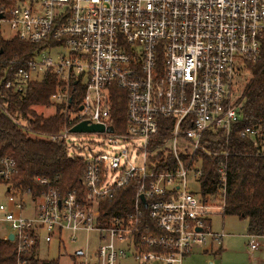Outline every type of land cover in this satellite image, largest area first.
<instances>
[{"label": "built area", "instance_id": "1", "mask_svg": "<svg viewBox=\"0 0 264 264\" xmlns=\"http://www.w3.org/2000/svg\"><path fill=\"white\" fill-rule=\"evenodd\" d=\"M0 16V39L38 45L28 59L6 62L0 83L10 71L5 89L15 91L55 76L51 107L65 121L47 135L10 118L85 162L82 193L33 195L7 184L17 167L1 160L0 222L9 226L5 239L14 236L16 264L52 260L39 255L42 245L61 248L78 232L97 231L100 246L93 260L71 264H183L195 246L219 244L223 235L209 230L216 206L200 194L204 158L217 161L225 190L229 153L209 147L234 134L264 142L262 127L241 126L239 82L235 87L264 55V0H0ZM83 122L104 131L73 133ZM87 135L100 139L79 156L69 139ZM131 187L129 199L122 192ZM116 202L119 213L106 215ZM252 237L249 247L257 250Z\"/></svg>", "mask_w": 264, "mask_h": 264}, {"label": "trees", "instance_id": "2", "mask_svg": "<svg viewBox=\"0 0 264 264\" xmlns=\"http://www.w3.org/2000/svg\"><path fill=\"white\" fill-rule=\"evenodd\" d=\"M37 49L38 45L23 42L17 37L9 40L0 39L2 61L0 79L5 77L6 62L13 59L16 61L28 59ZM247 70L250 80L245 79L244 90L240 97L243 103L241 126L262 127L264 55L258 63L248 64ZM12 73L13 71H10L7 74L4 85L0 83V162L3 158H12L17 167V174L7 184L23 190L30 189L33 195L46 193L50 188H56L63 194L74 190L82 193L84 160L68 157L65 144L45 141L18 127L10 118L11 116L25 122L33 132L47 135L59 133L65 121L59 108L50 117H44L37 112V108L51 107L50 98L58 85L56 77L45 75L41 81L30 82L24 90L15 91L5 89V82L12 79ZM81 97L82 93L79 99ZM122 110L121 106L119 113ZM261 140L262 136L256 140L257 146L254 142L243 140L235 134L228 143L224 137L219 136L217 143L209 148L229 153L225 158L227 167L225 190L222 189L224 185L216 172L217 161L213 157L204 158V176L200 190V194L207 198H219L223 204L220 211L222 217L230 216L247 220L248 233L251 236H260L264 233V152L261 148L263 144ZM38 179L47 180L50 187H41L36 183ZM122 194L130 199L134 195V189L131 187ZM107 211L106 215H117L119 213L117 202L108 204ZM16 260V244L0 238V264H16ZM42 264H60V257L43 261Z\"/></svg>", "mask_w": 264, "mask_h": 264}, {"label": "rangeland", "instance_id": "3", "mask_svg": "<svg viewBox=\"0 0 264 264\" xmlns=\"http://www.w3.org/2000/svg\"><path fill=\"white\" fill-rule=\"evenodd\" d=\"M4 28L7 29V26ZM7 35H10V32H7ZM249 76L250 75L246 73L241 80H236L235 87L239 82L238 95L242 94L245 79L249 78V81ZM122 98L123 102L121 105L123 110L119 113V118L121 119H123L124 114H126V101L123 95ZM37 112L43 114L44 117H50L55 114L56 109L54 107L37 108ZM262 132L264 134V124L262 126ZM99 139V137L89 135L79 137L73 136L69 139V143L76 148L74 153L80 156L85 154V151L87 152L89 142ZM188 183L190 188L195 187L193 179L189 178ZM4 193L5 188L0 186V204H6ZM210 205L216 206V208L213 209L210 216L209 230L212 233L223 235V238L219 244L208 241L203 246H195L191 253L185 258L183 264H264V233L255 237V241L259 243L260 247L257 250H251L249 243L252 241L253 237L248 233L249 222L237 217H222L220 209L218 208L222 205L219 198H212ZM7 232H9V226L6 223L0 222V236H5ZM99 246L100 237L97 231L78 232L76 233L75 242L66 241L65 245L61 248H59L56 243L51 244L50 247L42 245L39 255L42 258L50 259L60 257V264H71L86 260V256L88 260H93L99 250ZM77 249H84L86 255L82 257L74 256ZM218 251H221L220 254L217 253Z\"/></svg>", "mask_w": 264, "mask_h": 264}, {"label": "water", "instance_id": "4", "mask_svg": "<svg viewBox=\"0 0 264 264\" xmlns=\"http://www.w3.org/2000/svg\"><path fill=\"white\" fill-rule=\"evenodd\" d=\"M0 18H2V16H0ZM104 128L102 126H98V125H93V126H89L88 122H83L79 125H77L72 132L73 133H94V132H103ZM201 229H199L200 231ZM9 241H13L14 240V236L12 234L9 235L8 237ZM75 254L77 256H81L83 254V250L80 249L78 251L75 252Z\"/></svg>", "mask_w": 264, "mask_h": 264}, {"label": "crops", "instance_id": "5", "mask_svg": "<svg viewBox=\"0 0 264 264\" xmlns=\"http://www.w3.org/2000/svg\"><path fill=\"white\" fill-rule=\"evenodd\" d=\"M8 233H9V232H7V233L5 234V236H3V237L0 236V238H1V239H5V238L7 237V235H8Z\"/></svg>", "mask_w": 264, "mask_h": 264}]
</instances>
